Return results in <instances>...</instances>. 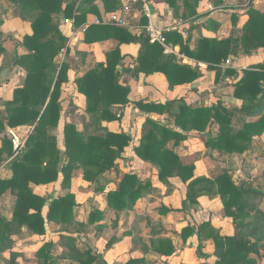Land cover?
Segmentation results:
<instances>
[{
  "label": "trees",
  "instance_id": "1",
  "mask_svg": "<svg viewBox=\"0 0 264 264\" xmlns=\"http://www.w3.org/2000/svg\"><path fill=\"white\" fill-rule=\"evenodd\" d=\"M13 1L19 3L22 17H28L31 32L18 41L17 49L20 52L14 59V64L24 70L25 76L22 83L14 88L12 96L3 102V109H0V157L5 154L10 158L12 171L9 178H0V198L7 194L12 200L10 217L0 214V251L9 249L14 241L11 237L19 239L17 234H21V228L26 227L30 234L42 240L37 255L44 258V263L48 260V264H56L48 253L52 243L45 238L48 235L47 225L68 229L74 225L75 233H80L87 225H95L98 230L104 227V213L98 209L89 213L87 223L75 219L76 200L71 185L76 171H80L81 178L90 185L96 183L103 173L115 167L124 148L130 143L131 138L125 132L113 131L102 125L103 122L119 121L123 109L131 102L130 87L120 83L121 72L133 75L142 73L146 76L161 73L169 89L193 84L203 73L196 63H184L176 55L165 53L163 45L150 42L145 29L136 35L123 27L89 25L83 33L84 43L90 45L113 39L117 44L104 53V62H96L75 78V89L83 95L85 106L80 109L70 104L66 112L75 114L82 128L78 129L72 120L63 123L64 150L61 151L53 131L58 126L63 110L60 95L62 85L68 81L69 64L66 59L59 60V52L66 45L67 38L59 30L52 15L61 10L67 14L70 12L69 7H65L64 0ZM179 1L184 18L196 15L202 1H212L214 4L221 2L166 0L172 7ZM247 12L248 21L239 30L235 27L237 14H232L233 29L227 37L217 38L200 32L191 44L192 30L198 27L197 24L188 30L185 38L175 29L164 32L166 43L177 45L180 54L205 63L207 69L214 72L215 82L231 78L227 85L233 87L232 96L238 104L226 103L219 98L209 105H189L185 101L186 92L171 100L168 106L143 98L133 102L138 109L152 115L145 118L141 136L133 148L135 154L157 167V177L162 183L170 184L172 178L185 183L184 200L190 205L197 204L202 193L218 195L225 215L233 218L237 229H251V223L264 221V210H258L247 202L250 197L247 192L254 188L236 185L224 171L212 178L196 176L194 162L181 157L167 144L172 141L175 147L187 138L189 132L203 133L214 122L218 132L205 138L209 154L240 155L252 149L255 137L264 134V59L241 71L232 66L221 67L226 59L236 56L240 51L249 53L252 49L264 47V13L252 7ZM84 18V14L79 16L76 24H80ZM204 25L215 27L213 19H208ZM124 43L139 45L134 62L128 67L123 65L126 54H122L120 49ZM2 68L4 65L0 66V71ZM156 115L164 116L166 121L157 120L154 118ZM238 115L246 119L239 126H234L233 119ZM9 129L24 133L21 136L25 138L24 146L15 155ZM62 156L64 159L59 168ZM59 173L62 174V187L69 189L65 194L52 197L33 192L31 185L55 182ZM150 188L149 179H140L136 174L124 172L120 175L117 187L105 192L107 208L131 210ZM99 189L102 190V187ZM254 192V198L259 197V192ZM163 210L168 211L166 208ZM248 217L256 220L244 222ZM116 225L113 223L112 227L115 229ZM151 231L155 233L154 229ZM117 233L114 231L107 240L106 249L118 240ZM243 234L221 236L216 226L209 221L197 224L188 221L179 236L183 244L192 235H196L199 240L211 238L214 243L213 264H254L251 254L257 245ZM75 238L64 236L69 253L59 259H68L75 264H102L98 262L96 252L87 244L81 248L76 243L78 238ZM151 244L152 249L162 256L169 257L175 251L169 237L156 238ZM202 257L210 258V255L202 254ZM140 262V258H131L125 264ZM10 264H15L14 259L10 260Z\"/></svg>",
  "mask_w": 264,
  "mask_h": 264
},
{
  "label": "crops",
  "instance_id": "2",
  "mask_svg": "<svg viewBox=\"0 0 264 264\" xmlns=\"http://www.w3.org/2000/svg\"><path fill=\"white\" fill-rule=\"evenodd\" d=\"M221 1H224V3L221 4L222 2H220L214 4L212 1H202L197 9L196 15L184 18L182 17L181 1L175 3L172 7L166 2V0H151L150 7L152 12V22L156 27L164 31L175 29L179 31L184 38L188 36V30L194 24H197L198 27L192 30L193 39L191 44H193L194 39L198 37L200 32L209 36L214 35L217 38L227 37L231 29L229 25L231 24L232 14H236L237 12L231 9L232 13L229 15L228 19L225 18L230 7L223 8L229 4L226 3V0ZM64 5L65 7H69V13L66 14V12L61 10L52 15L59 30L67 38L66 43H68L67 52L63 57L58 56L60 61L64 59L67 60L69 69L67 72L68 81L62 85V92L60 95L63 110L61 112L58 126L53 131V134L57 138L58 147L61 151L64 150L62 133L63 123L72 120L73 122H76L78 129L82 128V124L79 122L75 114L66 112L70 104L80 109H83L85 106L83 95L78 93L75 89V78L82 75L84 71L93 66L96 62H104V53L117 44L113 39L95 42L90 45L86 44L83 42L84 31L82 29H86L91 24L117 26L112 23V15H116L124 21V25L118 27L126 28L132 34L139 35V33L145 29L147 24L146 17L138 7L130 6L126 8L120 0H64ZM22 14L19 3H15L13 0H0V46L2 48L0 51V56L2 57L0 58V66L4 65V68L0 71V109H3V102L12 96L14 88L22 83L25 76L24 70L14 64L16 54L17 52H20L19 48L17 49L18 41L23 35L31 32L29 29V19L28 17L24 19ZM82 14L85 15L84 20L80 24H76V19ZM64 19H69V23H64ZM208 19H213L215 27L204 25ZM227 20L229 21V25L227 24ZM168 45L173 50L172 54L177 56V53H179L178 46L173 45L172 43H168ZM120 49L122 54H126V57L123 59V65L128 67L133 64L139 45L136 43H124L120 45ZM8 52L13 57L12 60L7 59L6 53ZM180 59L184 63H196L202 70V76L195 83L169 89L167 82L161 73H153L146 76L142 73L133 75L128 72H121L119 80L121 84L130 87L131 102L123 109V116L119 121L103 122L102 125L113 131L125 132L131 138L130 143L124 148L121 158L118 159L115 167L103 173L96 183L90 185L81 178L80 171L74 173L71 189L75 192V219L78 222L87 223L89 213L94 209L101 210L104 213V220L111 214H113L116 219L113 222L117 223L115 229L112 227V224L110 229L112 233L114 231L118 232L117 234L119 237L111 248L102 251L106 253V256L110 259V263L106 262V264H114V260H118L121 256L123 257L120 258L122 264H125L131 258H140V264H164L163 258L165 257L152 249L151 241L165 236L172 240L174 246L176 245V242H179V245L181 246L183 243L179 236L180 231L188 221H190L189 214L192 206L187 200H184L186 184L178 178L170 179V184L162 183L157 177V167L151 166L149 163L141 160L134 152L133 148L137 145L138 138L141 136L142 125L145 118L152 116L151 114L138 109L133 103L134 100L143 98L154 102H160L168 106L170 105L169 102L171 100L176 99L179 94L186 92L185 101L187 104L197 105L196 103H190V100H202V98L207 97L206 95L208 94L205 90L211 92L212 90L208 89V87H213L214 89H217V93H212V95H217V97L214 96L215 99L210 100L207 103L208 105L216 102L219 98L226 103L238 104L232 96V87L227 85V83L223 84L222 79L215 82L214 72L208 70L205 63L196 62L194 59L188 58L184 55ZM263 59L257 62H260ZM236 61L237 60H235V62ZM221 67L225 68L228 66H225L223 63ZM227 88L230 89V94L225 98L220 93H224L223 90H226ZM202 103L203 101H201V104ZM238 117L243 118L241 115H238ZM154 118L162 122L166 121V119H163L164 116L156 115ZM213 123L214 122L211 124ZM8 131L11 135L14 155L18 154L20 150H22L24 143L23 145L19 144L20 146L15 149L13 141L15 144L23 142L25 138L21 136L24 133L12 129H9ZM216 131L209 133L207 128L203 133L189 132L186 140L181 141L177 146L173 147L172 142L167 145L168 147L173 148L181 157L189 158L188 156L192 151L190 144L193 143V141L203 143L200 135L205 138L210 134H215ZM255 143L256 141L254 140L252 145ZM180 147L185 148L183 151L184 153H180L177 150V148ZM209 153L210 152L208 151L206 155ZM215 154L217 153L210 155L215 156ZM229 155L233 156L235 154ZM227 156L228 155H224L225 159H227ZM63 159L64 156H62L59 168L62 165ZM226 162H223L224 167H226ZM214 163V161L211 162L209 169L212 166L215 168ZM9 164L10 158L5 154L2 155L0 157V178L5 179L11 176L12 171ZM194 164L196 166V174L205 173L208 176V174L211 173L207 171L208 168L205 166L204 159L196 160L194 161ZM124 172L136 174L140 179H149L151 188L136 201L134 208L131 210L118 211L112 208H107L105 192L107 189H115L117 187L120 175ZM61 180L62 174L59 173L58 179L55 182L39 185L33 184L31 186L33 192L38 195L57 197L65 194L69 190L68 188L62 187ZM100 187H102V190L99 189ZM79 194L80 196L82 194L86 195L85 200H80L78 196ZM83 205H87L89 210L83 217H81L79 208ZM3 207L10 209L12 207V200L7 194L2 195L0 198V212ZM163 208L168 209V211L163 210ZM104 220L102 222H104ZM215 221L216 220L212 219V224L214 226L217 225ZM151 229H154L155 233H153ZM111 235L112 234H108L106 240H108ZM28 236L30 237V235ZM194 236L196 235L190 236L187 239L186 244H189V241H191ZM77 237L82 243L84 242L83 234H77ZM31 238L33 239V237ZM40 239L41 238L38 236L34 237V240L38 241ZM84 243L86 244V242ZM181 247L182 249H185L188 245ZM185 251L187 253L189 250L186 249ZM93 252L95 253V249ZM177 253H179L178 249L176 250V254ZM132 254H137V256H131ZM180 255H183V252H180ZM173 258L172 255L167 257L166 262L168 264H173ZM61 260H63L62 264L71 262L68 259ZM187 263L188 261L183 262V264Z\"/></svg>",
  "mask_w": 264,
  "mask_h": 264
},
{
  "label": "rangeland",
  "instance_id": "3",
  "mask_svg": "<svg viewBox=\"0 0 264 264\" xmlns=\"http://www.w3.org/2000/svg\"><path fill=\"white\" fill-rule=\"evenodd\" d=\"M222 2V1H221ZM224 1L221 3L223 4ZM226 3L229 5H226L223 8L230 7L228 9L225 18L228 19L229 15L232 13V10L237 12V19H236V25L235 27L237 30L241 29L248 21L249 15L247 10H249L250 7L260 10L264 13V0H226ZM232 9V10H231ZM228 21V20H227ZM229 25V21L227 23ZM231 27L229 31V35L233 29L232 21L229 25ZM234 27V28H235ZM239 34H241L240 31H238ZM10 49V48H8ZM6 57L8 60H12V56L8 53H6ZM67 56V54H66ZM264 57V47L261 48H255L252 49L249 53H243L239 52L236 56L229 57L226 60H229L227 62L225 60L224 65L232 66L236 68L238 71H241L245 67H248L254 62H257ZM0 58H2L0 56ZM235 60H237L235 62ZM9 63V62H8ZM227 79V80H226ZM222 79L223 84L228 83L231 81V78L226 77ZM232 87V86H231ZM208 89L212 90L209 92V90H205L206 93H208L205 98H202V100H196L193 101L190 100V103H196L201 104V101H203V105H208L207 103L210 100H214L217 95H212L216 92L217 89H214L213 87H208ZM229 88L226 90H223L224 93L222 94L225 98H227V95L230 94ZM233 90V87H232ZM217 93V92H216ZM226 100V99H225ZM199 102V103H198ZM245 118L238 117L233 119V125L239 126L241 121H243ZM209 130V133L212 131L218 132V126L216 123L209 124L207 127ZM216 129V130H215ZM206 131V130H205ZM192 133H197L194 131H191ZM190 132V133H191ZM189 134H187L188 136ZM201 140L203 143H198L197 141H193V143L190 144V148L192 149L190 155L188 156L193 162L199 159H204L205 166L208 168V172H211L208 174V177L212 178L216 174L220 172H227L232 181L240 186L243 185L244 188H254L256 191H258L257 198H254L255 190L252 189V191L247 192L248 197V204L255 205V207L258 210H264V134L259 137H255L254 140L256 141L255 144L252 145V149L247 150L246 152L240 154V155H228L225 159L224 155L220 156V154L214 155H206L208 152L207 147L205 146V138L200 135ZM186 140V139H185ZM172 141H170L171 144ZM173 143V142H172ZM188 146V145H186ZM189 148V149H190ZM184 147L177 148V150L180 153H184ZM205 151V152H204ZM215 153V152H212ZM206 156V157H205ZM210 158H208V157ZM236 156V157H235ZM215 162L214 166H212L210 169L211 162ZM227 161V162H226ZM203 162V161H202ZM223 162H226V167H224ZM196 176H206L205 173H198ZM80 200H85L86 195L80 194L78 195ZM191 212L189 214L190 221L192 223H199L202 221H209L212 223V219L216 220V228L217 233H219L221 236H238L240 233L243 234L245 238H247L251 243H255L257 245V249L252 252L251 257L254 260V264H264V221L261 220L260 222H254L251 223L252 228L246 229L245 227L236 228V225L234 223V220L231 216H227L224 213L223 209V203L220 200L218 195L210 194V193H202L197 200V204L191 205ZM89 210V207L87 205H83L79 208L80 216L83 217ZM11 209L7 207H3L0 214L3 217L9 218ZM115 217L113 214H111L108 218H106L103 222L104 227L103 231L98 230L96 226L87 225L85 229L81 230L80 233L73 232L75 227L66 228V227H60L55 226L52 227V225H47L48 235L45 237L46 240H49L52 245L48 251L49 256L52 259V262H55L56 264H62L63 260L59 259L60 256L66 255L69 253V248L64 244V236H72L77 237V234H83V240L86 242L87 246H89L92 250L95 249V252L99 256L98 262H101L102 264H106V262L110 263L109 257L106 256V253L102 252L106 249L107 244V238L108 234H112V231L110 229L111 224H113ZM249 220H256L255 218H246L244 219V222H248ZM121 228V227H119ZM248 228V227H247ZM30 235V237L28 235ZM71 234V235H69ZM21 235V237H20ZM24 235V236H22ZM19 239H16V236H12L11 238L14 240L11 247L9 249H5L3 251H0V264H10V260L14 259L15 264H48L49 261L47 260L46 263L44 258L37 255V250L41 246L42 240H34V235L30 234L28 229L26 227L21 228V234H17ZM33 237V239L31 238ZM75 238V239H76ZM36 239V238H35ZM82 241L78 238L76 240V243L83 248ZM137 244V243H135ZM185 249H182L181 246H186ZM179 245V242H176L175 245V251L172 254V261L173 264H183V262H187V264H213L215 257L213 255L214 253V243L211 238H203L199 240L196 236L192 237V240L189 241V244L184 243L182 245ZM136 248V247H135ZM179 250V253L176 254V250ZM186 249L189 251L186 253ZM180 252H183V255H180ZM202 254H208L210 255V258L202 257ZM131 256H137V254H132ZM162 256V255H161ZM163 263L168 264L167 256H163ZM120 258H123L122 256L119 257L118 260H114V264H122V261ZM109 260V261H108ZM185 260V261H182ZM107 263V264H108ZM66 264H75L73 262H67ZM95 264H98L97 262ZM247 264V263H244Z\"/></svg>",
  "mask_w": 264,
  "mask_h": 264
},
{
  "label": "built area",
  "instance_id": "4",
  "mask_svg": "<svg viewBox=\"0 0 264 264\" xmlns=\"http://www.w3.org/2000/svg\"><path fill=\"white\" fill-rule=\"evenodd\" d=\"M120 2H122L123 6L126 8L130 6L138 7L147 19L145 31H146V35L149 41L157 42L163 45L165 53H168V54L173 53L172 48L168 45V43H166L165 36H164L165 31L156 27L154 23L152 22V12H151V7H150L151 0H120ZM111 20H112V23L117 26L124 25V21L121 18L117 17L116 15H112ZM63 21L64 23H69V19H64ZM82 30L85 31V28H83ZM67 47H68V43H66V45L61 49V51L59 52V56L63 57V55L66 53ZM177 56H179V58H182L183 54L177 53ZM226 61L229 62V60H226ZM23 143L24 141L15 144V142L13 141V144L15 145V149L18 148L20 145H23Z\"/></svg>",
  "mask_w": 264,
  "mask_h": 264
}]
</instances>
